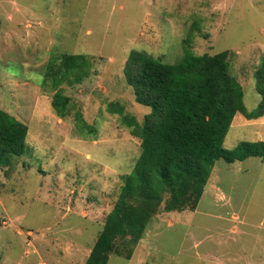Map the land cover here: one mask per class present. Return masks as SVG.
I'll return each instance as SVG.
<instances>
[{"label":"rangeland","instance_id":"374dc122","mask_svg":"<svg viewBox=\"0 0 264 264\" xmlns=\"http://www.w3.org/2000/svg\"><path fill=\"white\" fill-rule=\"evenodd\" d=\"M186 39L197 55L229 51L247 110L258 107L264 0H0V108L29 129L24 154L0 165V264L86 263L142 151L109 105L140 124L151 111L126 61L140 50L176 64ZM63 53L86 55L89 77L54 86ZM59 88L65 118L52 107ZM242 141H264V116L236 115L224 148ZM108 264H264V161L219 159L195 211L161 210L132 258Z\"/></svg>","mask_w":264,"mask_h":264},{"label":"trees","instance_id":"16d2710c","mask_svg":"<svg viewBox=\"0 0 264 264\" xmlns=\"http://www.w3.org/2000/svg\"><path fill=\"white\" fill-rule=\"evenodd\" d=\"M189 44L186 39L184 55L176 64L140 50L132 51L126 61L124 73L136 101L151 111L140 124L120 104L109 105V111L121 115L132 136L141 140L142 151L133 171L124 176L118 200L85 264H108L112 254L131 259L161 210L195 211L219 159L264 161V141L224 148L238 113L249 120L264 116V59L254 74L262 101L248 111L244 88L231 70L230 52L197 55ZM58 60L49 68L54 86L89 77L91 60L86 55L63 53ZM52 107L60 118L70 112V98L61 88ZM78 123L81 128L88 125L80 114ZM28 131L25 123L0 108V165H8V155L24 154Z\"/></svg>","mask_w":264,"mask_h":264}]
</instances>
